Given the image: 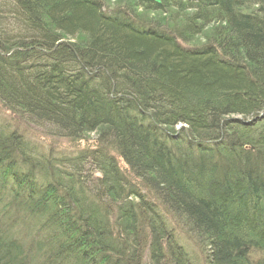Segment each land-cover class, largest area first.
Returning <instances> with one entry per match:
<instances>
[{"label":"trees","instance_id":"1","mask_svg":"<svg viewBox=\"0 0 264 264\" xmlns=\"http://www.w3.org/2000/svg\"><path fill=\"white\" fill-rule=\"evenodd\" d=\"M109 1L0 0V264H264V0Z\"/></svg>","mask_w":264,"mask_h":264},{"label":"rangeland","instance_id":"2","mask_svg":"<svg viewBox=\"0 0 264 264\" xmlns=\"http://www.w3.org/2000/svg\"><path fill=\"white\" fill-rule=\"evenodd\" d=\"M127 1H129V0H110L109 1V4H110V6H113V5H117V4H120V3H126ZM108 4V5H109ZM148 17H153V18H155V19H161V18H165V14H163V13H160V12H158V13H148ZM165 20H166V18H165ZM202 38L201 37H199V40H201ZM3 115V116H5L6 117V115L8 116V112H5V111H3L2 109H0V115ZM90 139H93L94 138V136L93 135H91L90 137H89ZM65 143L64 142H61V146H63ZM66 145V144H65ZM183 241L185 242V244H186V242H188V239L183 235ZM188 247V249H189V251H190V253H191V255L194 257V261L196 260V259H199V258H197L198 257V255H196V251L194 250V248L192 247V245H188L187 246ZM199 261V260H198Z\"/></svg>","mask_w":264,"mask_h":264},{"label":"water","instance_id":"3","mask_svg":"<svg viewBox=\"0 0 264 264\" xmlns=\"http://www.w3.org/2000/svg\"><path fill=\"white\" fill-rule=\"evenodd\" d=\"M152 1H154V2H156V3H160V1H159V0H152Z\"/></svg>","mask_w":264,"mask_h":264}]
</instances>
